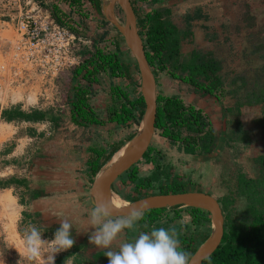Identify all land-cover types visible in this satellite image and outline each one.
<instances>
[{
    "label": "rangeland",
    "instance_id": "rangeland-1",
    "mask_svg": "<svg viewBox=\"0 0 264 264\" xmlns=\"http://www.w3.org/2000/svg\"><path fill=\"white\" fill-rule=\"evenodd\" d=\"M44 4L52 7L51 3ZM61 7L64 8V5ZM136 7L140 17H145V14L155 9H169L171 22L189 35L181 43V60L189 59L194 52L213 62L218 67L213 76L219 79V85L211 96L172 79L169 68L158 73L157 95L180 98L186 107L200 110L209 123L200 134L202 139L198 140V145L209 142L207 148L210 152L205 153L201 147H197L193 153H188L181 143L170 142L161 137L159 131H155L149 154L134 166L138 171L137 177L154 180L157 165L166 170L169 177L161 176L159 181H151L152 187L148 189L144 187L146 184L139 187L138 181L131 182L126 173L115 182L113 193L121 200L128 201L135 196L141 198L144 194H155L160 184L168 191L175 186H182L186 191L211 194L222 200V203L231 201L224 214H229L236 223L248 222V201L240 193L239 181H260L264 178V128L260 122L263 106L244 104L251 93L264 91V0H136ZM79 12L80 16L73 13L64 15L62 12L61 16L67 22L79 23L77 34L86 41L81 50L94 53L96 49H101L108 53L109 43L120 35L115 26L108 20L105 24L98 23L100 19L92 17V12L83 8L81 3ZM8 14L12 12L7 10V0H0V75L3 74L1 67H6L17 38L14 28L3 23ZM113 15L123 24L124 16L117 4ZM98 36H101V40L93 44L92 38ZM122 45L125 58H121L130 59L133 67L134 64L136 66L124 42ZM134 74L130 85L121 88L131 101L140 96L139 73L137 71ZM72 75L69 83H63V87L57 86L58 91H49L48 88L47 95L51 97L54 107L46 106L50 98H42L41 79L31 71L24 72L21 75L23 77L8 87L10 91L4 95L5 100L0 95V112L18 108L26 114L38 111L45 115L41 122H7L0 118V263L2 260L14 259L12 252H9L11 245L16 249L23 247L24 233L31 225L41 230L43 239H52L61 220L71 223L72 236L76 241L74 245L80 253H75L72 247L58 253L55 258H64L71 251L74 256L81 253L90 256L104 249L89 242V235L94 229L88 223L93 206L89 199L91 180L86 173L87 168L80 167L81 163L80 169L69 164L68 154L77 153V148L85 147L81 145L82 142H87L82 135L86 131L68 123L71 116L70 102L75 99L77 86L87 89L85 97L89 108L94 109L98 101L99 105L104 104L105 111H101L105 112V116L102 117L108 121L115 111H120L125 101L112 90L114 86L110 88L107 85L111 78L108 73L96 75L97 81L90 86L85 80L81 81V75L75 77L74 72ZM199 81L209 86L210 80L200 77ZM135 115L133 121L123 125L130 129L128 135H134L139 127L140 120L136 112ZM206 131L210 133L206 134ZM180 134L182 137L197 136L185 129H181ZM77 135L81 137L80 145ZM4 190H9L11 196L5 195ZM33 190H46L44 193L47 196L34 203L29 200ZM136 225L140 226L139 233L150 232L154 228L174 227L183 250H186L187 245L199 247L203 236L209 235L211 226L210 222L193 225L185 207L176 211L167 209L152 225L140 221ZM117 238L122 239V243L131 240L130 235L126 239L125 234ZM119 247L115 251H119ZM109 250L113 251L111 248ZM16 251L14 254L18 256Z\"/></svg>",
    "mask_w": 264,
    "mask_h": 264
},
{
    "label": "trees",
    "instance_id": "trees-1",
    "mask_svg": "<svg viewBox=\"0 0 264 264\" xmlns=\"http://www.w3.org/2000/svg\"><path fill=\"white\" fill-rule=\"evenodd\" d=\"M130 1L137 19L138 33L141 38L145 36V38H143L144 50L155 78L159 72L169 68L171 69L169 73L172 79L180 80L182 83L190 85L195 90L207 92L212 96L215 88L219 85V79L213 76L214 72L218 70V67H216L213 62L205 60L201 55L194 52L189 59L181 60V43L188 38L189 35L171 22L168 17L170 14L169 9H155L145 14V17H140L139 9L136 7V0ZM68 3L70 7L74 6L79 11L80 0H68ZM52 12L56 21L61 23L59 10L53 8ZM144 29L146 31L142 33ZM118 40L123 42L120 35ZM121 57H123V53H120L118 50L108 53L101 49H96L94 53L89 51V57L74 71V75L75 77L81 75L82 79L85 80L89 86L97 81L96 75L99 73H108L113 78H125L128 80L129 69L133 66V63L130 59H122ZM133 68L134 71L137 72L135 64ZM200 77H204L205 80H210L209 86H204L199 81ZM75 90V99L70 102L71 122L77 126H102L104 122L93 113L87 104V98L85 97L87 89H81L77 86ZM112 90L121 97L125 103L121 106L119 112L115 111L113 115L109 117L108 122H115L117 125H126L128 122L135 119V112L137 113V118L140 120L144 111L142 98L138 96L135 100L131 101L128 94L119 87H114ZM244 104L247 106L262 104L263 115L260 122L261 126L264 128V91L261 90L257 93H251V96L249 95ZM0 118L7 122H12L14 120L41 122L45 119V115L38 111L26 114L17 108L14 110L1 111ZM52 120L55 121V119H51V121ZM208 124L209 123L205 121L200 110H196L192 106L186 107L180 98L176 96L164 97L157 95L156 131H159L160 136L170 142L181 143L186 152L193 153L197 147H201L205 153L210 152V149L207 148L209 142H204L202 146L198 145V140L202 139L200 134L204 132L205 127L209 126ZM181 129L195 133L197 136L195 138L182 137L180 134ZM209 130L210 129H207V131ZM207 131L206 134L210 133ZM132 136L133 135H131V137ZM150 150L151 148L149 147L143 158L147 157ZM94 154L99 156L100 152L95 151ZM262 160L264 161V158H262ZM88 161L87 174L93 181L95 175L105 163H101L97 157H93V159L91 158ZM137 172L136 167H133L127 172L130 181H138L139 184L137 186L139 187L146 184L144 187L148 189L152 187L151 181H159L161 176H165V178L169 177L166 170L159 168L158 165L156 166L154 180L150 178L145 180L138 178ZM239 183L240 193L245 196L248 201L247 213L250 220L248 222L241 221L236 223L229 214H224L225 224L221 245L213 255L203 261L202 264H264V178L260 181L240 179ZM179 192H186V190H184L182 186H175L168 191L160 184L155 194ZM39 193L33 190L31 192V199H36ZM148 195L151 194H144V196ZM139 198L140 197L137 196L134 197L133 200L128 201L131 202ZM218 201L223 213L228 208V205L232 203L228 200L223 203L222 200ZM180 208L182 207L178 206L170 208L169 210L176 211ZM186 209L189 211L193 225L200 226L203 223L210 222L207 212L194 208ZM166 210L167 209H159L145 212L140 222L152 225L159 220L160 215ZM177 216V218H180L179 215ZM207 237L208 234L204 235L200 244H202ZM197 247L198 246L190 247V245H187L186 250L191 254L190 256H192L197 250ZM78 250L79 248L74 245L73 251L77 253ZM74 252L71 251L62 259L58 258L56 263L63 264V260L67 258H74L72 259L74 264H95V261L104 258L107 259L105 256L106 252L103 250L93 253L90 256L84 253L74 256L72 255Z\"/></svg>",
    "mask_w": 264,
    "mask_h": 264
},
{
    "label": "water",
    "instance_id": "water-1",
    "mask_svg": "<svg viewBox=\"0 0 264 264\" xmlns=\"http://www.w3.org/2000/svg\"><path fill=\"white\" fill-rule=\"evenodd\" d=\"M111 3L112 11L117 4L121 9L124 22L120 23L104 6V16L110 21L123 39L126 49L134 59L140 77V97L144 103L143 115L139 121V127L131 138L132 145L124 157L102 167L95 175L89 192L91 205L100 200H108L114 183L130 169L136 166L148 151L152 138L155 134L157 115V82L150 67L142 38L138 33L137 19L130 0H108ZM147 202L148 207L144 208ZM194 208L205 211L210 218V233L207 239L197 248L190 257V264H202L210 258L219 248L224 234V213L217 198L201 191H186L179 193L152 194L123 205L115 212V216L126 215L130 209L139 208L143 212L170 209L173 207Z\"/></svg>",
    "mask_w": 264,
    "mask_h": 264
},
{
    "label": "built area",
    "instance_id": "built-area-1",
    "mask_svg": "<svg viewBox=\"0 0 264 264\" xmlns=\"http://www.w3.org/2000/svg\"><path fill=\"white\" fill-rule=\"evenodd\" d=\"M7 10L12 14L6 15L3 23L14 28L17 38L6 67H1V98L5 100L8 87L24 72L31 71L41 79L42 98L52 101L47 95L48 88L58 91V85L69 83L72 73L89 57V50H81L86 41L77 34L79 23L67 22L61 13L58 23L52 9L37 0H7ZM70 13L80 16L74 6Z\"/></svg>",
    "mask_w": 264,
    "mask_h": 264
},
{
    "label": "clouds",
    "instance_id": "clouds-1",
    "mask_svg": "<svg viewBox=\"0 0 264 264\" xmlns=\"http://www.w3.org/2000/svg\"><path fill=\"white\" fill-rule=\"evenodd\" d=\"M120 207L111 198L94 205L88 216V223L94 229L89 235L90 244L109 249L122 231L133 229L143 218L141 207L127 208L130 211L126 215L115 216L114 212ZM143 207H148L147 202ZM42 236L43 233L35 225L24 233L23 257L28 264H55L56 255L71 249L76 243L72 236V225L67 220L60 221V227L52 239H43ZM190 255L181 249L174 227L140 232L132 242L122 243L119 251L109 250L105 253L108 264H190Z\"/></svg>",
    "mask_w": 264,
    "mask_h": 264
},
{
    "label": "crops",
    "instance_id": "crops-1",
    "mask_svg": "<svg viewBox=\"0 0 264 264\" xmlns=\"http://www.w3.org/2000/svg\"><path fill=\"white\" fill-rule=\"evenodd\" d=\"M37 1H39L41 4L46 3V2H47V4L51 3L52 7L49 6L51 9L57 8L59 10V13L62 12L64 15L71 14L70 13L71 12V7L68 6V0H37ZM80 3H81L83 8H86L87 10L92 12V15H91L92 17H95L97 20L100 19L98 21V23L103 22L105 24L107 22L106 18L105 19L102 18L104 16V13H103L104 0H80ZM61 5L62 6L64 5V8L61 7ZM66 10H68V12ZM95 28H96V26L92 27L91 29L94 30ZM92 39L93 40L91 42L93 44H95V41L98 43V41L101 40V36L100 37L99 36L98 37H94ZM88 41H90V40H88ZM93 44H92V46H93ZM109 46H110V48L107 49L109 52H115L116 50H118L120 53H123V57L125 56L122 42L119 41L118 39L117 40L116 39H112L111 43H109ZM112 48H113V50H112ZM134 72H135L134 68H133V66H131V68L129 69V78H128V80L125 79V78H113V77L110 76L111 78L108 79L107 85L110 88H112L114 86V87H119L120 89L123 86L124 87L125 86L128 87V85H130L129 81H133V76H135ZM124 80L126 81V83H124L125 82ZM81 81L84 82L82 77H81ZM87 85H88V83H87ZM125 88H124V90H126ZM45 100H47V99H45ZM55 102L58 103L57 99H55ZM45 104H46V106L54 107L52 105L53 104L52 101H50V102L46 101ZM93 107H94V109L92 108V111H94L96 116H98L99 119L104 122L102 126H93V125L92 126H87V127H85V126H77V125H74L71 122V116H70V120L68 122L70 125H73L74 128H82L83 130L86 131V133H82L83 137L86 139L85 141H87L85 143L82 142V144H81L79 142L81 137H80V135H77V139H78L77 143H79V145L80 144L81 145L84 144L85 147L82 148V149L80 147L77 148L76 150L79 153L77 152V153L68 154L69 155V161H70L69 164L74 166L75 169L79 167V163H81L80 167L86 166V168H87V163L89 162L88 160L91 159V158L93 159V157H97L98 160H100L101 163H105V164L108 163L110 161V159L112 158V156L114 154H116V152L128 140H130L132 138L131 135L133 133L128 135V133L130 131V129H128V126L117 125L115 122H108V121H106V119H104L102 117V116H105V112L101 111L102 109H104V111H105V108H104L105 105L104 104L103 105H99V101H98V103H96V106H93ZM128 124L129 123H127L126 125H128ZM95 151L96 152H100V155L96 156L94 154ZM62 156L64 157L65 154H63ZM80 167H79V169H80ZM87 169H86V173H88ZM89 180H91L90 177H89ZM70 182H73V180H71ZM88 182H85V183L87 184ZM23 183H26V182H23ZM51 183H61V182L51 181ZM114 185H115V183H114ZM83 186H84V184L81 187H83ZM91 186H92V180L89 182V190L91 189ZM37 192L38 193L40 192V193L38 194V197L36 199L32 200L31 196L29 198V200H32L34 203L40 202L41 200H43L44 197L47 196L45 194L47 192L46 190L44 191L45 193L43 191H37ZM4 193H5V195L6 194L10 195V191L9 190L8 191L4 190ZM41 194H42V196H41ZM3 196H4V194H3ZM39 196H41V197H39ZM135 197H137V196H135ZM130 198H132V196ZM127 203H129V202L127 201ZM140 226L135 224L133 229H125L124 231H122L123 233L121 232L119 235L123 236V234H125V238L126 239H127L128 235H130L131 240L127 239V242H132L134 240V238H135L134 236L139 235L138 230H140ZM123 240H124V238H123ZM121 244H122V239L118 240V238H116V240L113 242V244L111 245L110 248L115 252L116 248L119 247L118 245H121ZM15 250H17L16 254L18 256H16L14 254ZM101 250L107 252V249H100L99 251H101ZM9 252H12L11 256H13V258H14L13 260L14 261L13 260H2V262L0 264H7V263H5L7 261H8V263H9V261H12V262H10V264H28V262L23 257V247H21L20 249H16V248H14L11 245V251H9ZM65 255H67V254H65ZM58 258L62 259L63 257H58ZM58 258H55V264H57L56 261H57ZM72 259H74V258H67V259L63 260V264H68V263L69 264H74L72 262ZM69 260H70V262H69ZM95 264H108V259H106V258L100 259L98 261H95Z\"/></svg>",
    "mask_w": 264,
    "mask_h": 264
},
{
    "label": "bare ground",
    "instance_id": "bare-ground-1",
    "mask_svg": "<svg viewBox=\"0 0 264 264\" xmlns=\"http://www.w3.org/2000/svg\"><path fill=\"white\" fill-rule=\"evenodd\" d=\"M104 4L105 6L107 7V9L110 11V13L112 12L113 14V11H112V6H111V3L110 1L108 0H104ZM132 145V142L131 140H128L117 152L116 154H114L112 156V158L110 159V161L108 163H106L103 167H107L108 165H110L111 163L117 161L118 159L124 157V155L128 152V150L130 149ZM110 198L112 199V201H114L115 203H119L121 206L123 205H128L127 201H124V200H121L117 194H114V193H111L110 195ZM6 206V205H5ZM11 206V205H10ZM9 206V207H10Z\"/></svg>",
    "mask_w": 264,
    "mask_h": 264
}]
</instances>
